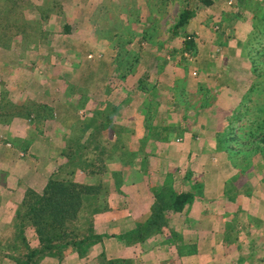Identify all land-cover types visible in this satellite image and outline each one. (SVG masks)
Returning a JSON list of instances; mask_svg holds the SVG:
<instances>
[{"label":"rangeland","instance_id":"rangeland-1","mask_svg":"<svg viewBox=\"0 0 264 264\" xmlns=\"http://www.w3.org/2000/svg\"><path fill=\"white\" fill-rule=\"evenodd\" d=\"M5 1L7 0H0V7ZM33 1L23 0L17 3L20 5H17L21 13L19 17H22L20 23L17 21L19 17L16 18L17 12H14L15 8L8 12L9 17L15 19L14 31L19 30L18 25H24L23 30L26 32L25 37L11 35L5 48L14 51L15 56L9 60L10 63L16 61L18 59L16 55L20 54L17 61L21 62L19 64L21 67H17L16 77H22L18 80H25V83L29 78L36 76L46 79V72H42L38 66L43 68L46 66L47 54H50L48 50L52 43L51 35H56L60 31L59 26H56L59 19L53 17L52 20L56 22L50 21L49 16L58 15L61 9L51 8L43 16L42 10L36 7L38 4H31ZM52 1L58 5L64 2V0H48L49 5ZM211 1L212 4L209 6L202 5L198 0H70L68 2L70 3L67 10L69 20L67 24L70 31L68 32L70 37L67 38L68 50L77 53L80 48L85 50L86 46L90 48L92 44L95 47L97 42H94L87 31L88 28L85 27L93 22L96 24L94 32L97 41L103 43L102 50L107 51V56L115 60L114 63H110L109 58L110 65L107 64V67H112V71L116 70L122 80L128 77L126 82L133 87L139 86V82H142L149 90L146 87H144L146 91L140 90L148 94V97L140 95L141 97L134 101V106L143 97H146L147 103L142 107L137 106L133 113L129 109L115 114L114 120L109 121V128L98 133L100 142L98 144L91 142L86 154L91 168L111 166L114 163L113 156H116L119 162L112 166L113 173L131 170L124 176L125 182L117 191L109 189V218L103 220L105 223L103 226L96 228L98 232H105L106 236L101 245L105 253L114 254L116 259L124 260L125 264H146L148 260L158 258L156 254L151 255L145 250L147 240L141 242L133 233L138 230V224H141L146 219L144 217L149 214L154 194L159 193L162 188L166 191L171 189L175 193H190L193 196L192 201L202 197L203 174L196 175L194 163L203 164L206 161L210 163L206 166L202 165L203 169L200 168L202 172L205 170L214 178L222 177V174H227L225 176L228 177L223 193L227 202L223 208L226 215L225 217H222L224 214L220 215L222 220L218 219V216L215 219L218 222L222 221L228 232L223 237L225 243H228V250L226 256L222 254L221 258H217L219 261L214 262L226 264L240 259L239 242L246 240V236L250 238L247 242L252 247L260 248L257 249V257L264 259V145L262 143L264 129H256L252 124L259 106L264 105V29H260L264 0ZM5 6L9 7L10 4ZM41 6L40 4L38 8ZM184 10L192 11L193 17L183 27H176L179 15ZM45 17L49 21L44 20ZM42 20L46 22L41 23ZM55 61L58 63L59 58ZM68 64L67 68H71L72 71L75 68L73 60ZM178 68L184 69L181 71ZM37 71H40L39 74ZM7 72L8 69L5 74ZM69 76L71 80L73 76L71 74ZM182 83L183 86L180 85ZM152 86L155 91L152 90ZM180 87L183 90L182 94L178 93ZM153 92L155 95H152ZM21 96L31 102L25 94L5 90L0 97V107L6 106L8 109L12 108V105L16 106ZM119 97H122L121 91L117 99ZM20 101L22 102V98ZM67 106L70 108L69 105ZM47 107L49 111H53L50 106ZM20 112L24 114L23 110ZM241 114L249 117L236 118ZM33 116L35 117V114ZM21 118L28 119L26 115ZM230 118L235 119L230 126L233 137L221 143L220 131L224 128L225 120ZM27 124L33 128L35 126L33 122ZM42 129L44 130V127ZM88 133L93 134L92 131ZM123 148L131 149L127 154L130 160L132 158L135 160L131 165L122 161ZM192 148L195 159L189 160L190 153L186 152ZM158 151L160 154L156 157ZM99 152L103 154L99 156L97 154ZM41 153L45 158V151L40 150ZM206 153L210 154L207 160H201V156L198 155ZM111 155L112 159L108 160ZM85 176L93 182L97 180L95 175L94 178L86 174ZM142 183L148 186L142 187ZM124 187L134 189L131 197L126 195L127 191H124ZM145 188L150 189V192L146 193ZM25 192L26 190L22 188L17 190L14 198L21 201ZM152 197L153 201H151ZM148 201L151 202L147 203ZM145 204H147L145 208L149 207V212L139 217L143 210L146 211L143 208ZM198 205L204 204L199 202ZM186 206L188 204L179 212L176 209L165 210L166 226L163 232H172L167 218L170 219L173 214L182 212L186 215L187 209L190 208V206L185 208ZM220 210H222L221 206L216 205L213 213H219ZM181 218L171 220V223L178 226L182 223ZM242 219L248 222V226L244 229L249 228L250 232L240 230L244 225H240ZM97 221L95 217L94 227ZM129 221L135 224V231L133 230L130 237L119 236L118 242L116 241L118 244H113L107 239L108 234L122 230L120 227ZM214 223L217 224L213 221V226ZM2 226L0 224V242L3 245L12 241L15 230L12 225L8 229V225ZM114 228H117V231H114ZM215 228L218 229V226ZM25 229L27 248L37 249L40 244L33 229L29 227ZM171 234L169 236L162 234L164 240H161V248L164 247L163 244L170 245L174 240L179 243L184 240L179 234L173 239ZM205 237L206 242L202 247L204 255L201 256L202 259L208 260L212 258L209 248L218 245L220 239L215 238L218 236L214 235ZM242 243L245 244L243 241ZM193 246L195 245L182 247L189 249L190 252L194 249L196 254L197 249ZM242 248L246 250L247 246L244 245ZM111 250L113 252H110ZM22 253L25 251H21L19 256H22ZM70 257L67 256L60 261L58 257L44 256L35 258V263L63 264ZM84 259V264H96L92 263L91 254ZM248 259L252 260L249 264H253L255 259ZM19 261L20 263L17 264H25L28 259ZM2 262V264H16L15 261L6 258L2 259ZM256 262V264H264V261H259L258 258Z\"/></svg>","mask_w":264,"mask_h":264},{"label":"crops","instance_id":"crops-1","mask_svg":"<svg viewBox=\"0 0 264 264\" xmlns=\"http://www.w3.org/2000/svg\"><path fill=\"white\" fill-rule=\"evenodd\" d=\"M69 1L70 0H64V2L60 4L61 12H59L58 15L51 14L49 16L51 18L50 21L56 22L55 20H52L53 17L59 19L57 20L58 24H56V26H59L58 28H60V31L56 35H51L52 43L48 50L50 51V54H47L48 62L46 66L44 68L38 66L42 72H46V79H40L39 76H36V78H29L26 83L25 80L19 81L18 79H21L22 77H16V70L21 67L19 66L21 62L17 61L20 54L16 55L18 58L16 61L10 63L9 60L15 56V54H13L14 51L0 48V97L5 90H11L12 93L20 92L22 95L25 94L32 103L40 106H50L53 110L51 116L47 117L41 126L36 124L38 118L34 117L32 114L29 116L30 118L27 117L28 119L14 117L1 120L3 121L2 123L7 122V124H0V224L3 225L2 227L9 225L13 220L19 201L14 198V193L17 190H21L22 188L24 191L30 189L38 194L42 193L50 176L54 175L68 163L66 157L63 155V152L66 150L65 136L66 132L68 134L72 132L76 123H81L84 120H100L98 116H100V112L106 108L113 109L114 120V117L116 116L115 114L118 112H124L125 110L129 111L130 109L133 113L137 106L142 107V105L147 103L146 97H148V94L140 91L136 85L133 87L128 84L126 82L129 79L128 77H126L125 80H122L116 70L112 71V67H107L108 59L110 57L107 56V51L105 52L102 50V48H104L102 46L103 43L97 41V35L95 34L96 32H94V28L96 27L95 23L90 22L85 26L88 28L87 31L90 34V37H93L94 42H97L95 47L92 44L90 45V48L86 46L84 48L85 50L80 48L77 53L68 50L67 45L69 44L67 38L70 37V33H68L70 31L69 25L67 24L69 22L67 10L70 4L68 3ZM63 19L65 22L62 21ZM44 20L49 21L46 18H44ZM44 20H42L41 23L46 22ZM50 23V25H52V22ZM47 36L49 37V35ZM57 58H59L58 63L60 64L55 61ZM70 60H73V66H75L72 71L70 70L71 68H67ZM114 61V59H111L110 63H114ZM33 65H36V63H33ZM6 69H8V72L5 74ZM39 72L40 71H37L38 74ZM69 74L73 76L71 80ZM117 80H119V82H116ZM119 91L122 92V97L117 99ZM140 95L146 97H143L142 100L134 106V101H136L138 97H141ZM21 98L23 99L21 96L18 100ZM12 103L15 104L14 102ZM66 104L69 105L70 108ZM125 121L127 122L126 116ZM28 122L35 123L34 128L33 126H29L30 124H27ZM42 127H44V130ZM77 128L79 129V127ZM88 134L87 131V136L84 137L85 140L88 138ZM39 149L45 151V158L42 157V153L40 154ZM125 149L128 151L131 150L130 148ZM193 149L194 148L190 149L189 152H186L188 154L190 153L189 160L195 159L193 158ZM198 150L200 153L203 152L200 148ZM21 153L23 155H21ZM156 154L157 157L160 154L159 151L158 153L156 152ZM208 155L210 154L206 153L198 156H201V160H207ZM31 160L33 161L32 163ZM209 163L210 162L207 161L203 164L202 162H199V164L194 163V166H196V169H194L196 175L197 173L203 174V185L201 188L202 197L194 199V201L185 207L187 208L190 206V208L187 209L188 213L186 215L182 212L173 214L170 219L167 218L172 232L166 231L162 233L165 236H169L171 233L173 235L179 234L184 237V240L181 243L175 241L174 244L170 243V245L167 246L163 244L164 247L161 248L160 243L163 237L161 240L157 237H152L145 244V250L151 255L156 254L158 258L148 260L146 264H216L217 262L214 261H217V258H221L222 254L223 256H226L228 243H225L226 241L223 237L228 232L226 231L225 226H223L222 221L218 222L215 219H217L218 216V219L222 220V217H225L226 215L224 214L225 212L223 208L227 202L224 200L223 193L225 182L228 177L226 178L227 174H225L226 176L222 174V177L214 178L209 173H206L205 170L202 172V165L206 166L207 164L209 165ZM226 170L227 169H225V171ZM130 171L127 169L125 170L128 174ZM75 180L80 184L93 183L90 178L88 179V177L85 176V173L80 175L77 173ZM141 185L142 187L148 186V184L145 183H142ZM145 189L146 193L150 192V189ZM125 190L127 191L126 195H130V197L134 193L133 188L129 189L128 187H124V191ZM130 190L131 193H129ZM12 194L14 195L12 196ZM151 201H153V197L151 198ZM151 201H148L147 203H150ZM199 202H202L204 205H198ZM216 205H220L222 208L219 213H213V208H215ZM145 206H147V204L143 206L146 211L143 210L139 217L148 214L149 207L147 209ZM205 212H209L210 214L208 215ZM220 215L223 216L221 217ZM108 218L109 212L96 217V221L97 219L100 221L95 222L96 227L94 228L96 233L102 235L103 238L106 236L105 232H98L96 228L100 227V225L103 226V224H105L103 220ZM178 218H181L182 223L178 226L173 225L171 220ZM213 221L217 222V224L214 223V226ZM131 222L132 221H129L124 226H121L120 228L122 230H119L120 232L118 231L116 233L108 234L107 239L111 240L110 242L113 244H118L117 240L119 236H126L131 234L134 230L135 224L133 222L131 224ZM215 225L218 226V229L215 228ZM240 225H243L240 227V230L250 232L249 228L248 230L244 229L245 226H248L246 220L242 219ZM108 228L110 229L109 226ZM114 231H117V228H114ZM206 235L218 236L215 238L220 239L218 245H215V247L212 245L214 248H209L211 250L210 254L212 258L208 260L202 259L201 256L204 255V253H202V247L205 245L204 242H206ZM241 238L242 237L240 236V239ZM245 239L246 240H242L245 244H243L242 241L239 242L240 259L228 263L249 264L252 260H249L248 258L255 259L252 262L253 264L257 263V258L259 261H264L263 258L257 257L256 252L257 249L260 248H257L256 246L252 247L250 243L247 242L250 239L248 236H246ZM191 244L196 246H193L197 249L196 254L187 256L179 253L178 249L181 250L185 247H190ZM244 245L247 246L246 250L242 248ZM182 246L185 247L183 248ZM110 252L113 251L111 250ZM164 255L166 257H164ZM66 256H71V259L68 258L63 264H69L70 262H72V264L85 263V259L79 258L75 253H69ZM93 256L94 252H92V257Z\"/></svg>","mask_w":264,"mask_h":264},{"label":"trees","instance_id":"trees-1","mask_svg":"<svg viewBox=\"0 0 264 264\" xmlns=\"http://www.w3.org/2000/svg\"><path fill=\"white\" fill-rule=\"evenodd\" d=\"M20 1L23 0H7L3 2V6L0 7V13L2 12L0 14V48H7L6 44L11 35L23 36L26 34L23 30L24 25H18L19 30L14 31L16 26L15 19L8 15V12L13 8H15L14 12H17L16 18L21 15L19 10L20 7H17V5L20 6L17 4ZM198 1L204 6L212 4L211 0ZM7 4H10V6L6 7L5 5ZM31 4H38V6L41 4L42 6L40 8H38V6L36 7L42 10L43 16L44 13L49 12L51 8L61 9L60 5L54 1L50 2L49 5L48 0H39V2L34 0ZM192 17V11L184 10L179 15V21L176 27H183ZM17 21L20 23L22 17H19ZM257 29L258 28H255V30ZM260 29H264V8ZM23 37H25V35ZM183 69L178 68V70L181 71H183ZM139 83L137 87L140 88V90L146 91L144 89L146 86H144L142 82ZM249 83H251V81H249ZM180 85L183 86V83ZM153 87L154 86H152V90L155 91ZM178 93H183L182 87L178 89ZM152 95H155L154 92ZM15 105L16 106L12 105V108L8 109L6 106H1L3 108L0 107V124H7V122L2 123L3 121H1L7 118H21L25 115L29 117L31 114H35V117L38 118L37 124L41 126L45 119L51 116V111H49L48 107L36 105L24 99H22V102L19 100ZM20 110H23L24 114H22ZM106 110H108V112ZM112 111V108H106L100 112V116H98L100 120H84L81 123H76L70 134L66 132V150L63 152V155L66 157L68 163L54 175L50 176L41 194L29 189L26 190L24 198L18 201L13 220L7 226L8 229L9 226L12 225L15 230L13 239L11 242H5V244L7 243L6 245H2L0 242V264L3 263L2 259L4 258L11 261L13 260L16 264L17 262L20 263L19 260L27 258L28 261L25 264H37L35 263V258L38 259L44 256L52 258L58 257L60 261H63L62 259L66 258L68 253H76L79 258H84L91 254V261L96 264H125L124 260L116 259L115 255L105 253V249L101 246L103 236L96 233L93 222L95 217L109 212L108 196L110 190L115 189L117 191L125 182L124 176L128 173L122 171L117 173L112 172L114 163L119 162V158L116 156H113L114 163L111 166L94 169V166H92V168L90 167L89 159L86 155L89 149L88 146L91 142L95 144L100 142L97 137L98 133L109 128V121H113L114 116ZM245 116L249 117L245 114H241L240 116L237 115L236 118L240 117V119H243ZM253 120L254 122L252 121V124L255 125L256 129H264V105L259 106L256 117L253 118ZM234 122L235 119L231 118L225 120L224 128L219 134V138L222 137V139H220L221 143L231 139L232 131L230 126ZM77 127H79V129ZM87 131H92L93 134H88V138L85 140L84 137L87 136ZM262 143L264 145V138L262 139ZM114 150L116 151L117 149ZM123 151L124 154L121 156L122 161L125 162V164L131 165V162L135 160L133 158V160H130L127 157L128 150L123 148ZM97 154L100 156V154L103 153L99 152ZM107 159L111 160L112 155ZM78 172L80 174L85 173L89 177L95 175L97 180L92 184L77 183L75 175ZM100 173H103L105 176L103 177ZM192 200L193 196L190 193H175L171 189L166 191L162 188L159 193L154 194V201L150 206L149 214L144 217L146 219L141 222V224H138L139 228L133 235L138 237L141 242L148 241L152 237H157L161 240L163 237V228L166 226L164 219L165 210L176 209V211L179 212L186 204H190ZM28 227L33 229L40 244L35 250L27 248L25 228ZM131 234L125 237L128 238ZM175 235L171 234L173 239ZM175 241L176 240L172 243L174 244ZM21 251H25V253L19 256ZM178 251L180 254L187 256L195 253L194 249L191 252L189 249H178ZM92 252H94L93 257ZM26 253L27 256H25Z\"/></svg>","mask_w":264,"mask_h":264},{"label":"built area","instance_id":"built-area-1","mask_svg":"<svg viewBox=\"0 0 264 264\" xmlns=\"http://www.w3.org/2000/svg\"><path fill=\"white\" fill-rule=\"evenodd\" d=\"M21 155H23V154L21 153Z\"/></svg>","mask_w":264,"mask_h":264}]
</instances>
